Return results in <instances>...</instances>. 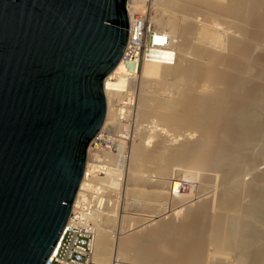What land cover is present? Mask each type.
<instances>
[{
  "label": "bare ground",
  "instance_id": "bare-ground-1",
  "mask_svg": "<svg viewBox=\"0 0 264 264\" xmlns=\"http://www.w3.org/2000/svg\"><path fill=\"white\" fill-rule=\"evenodd\" d=\"M152 2L154 6H157V7L161 6L162 13L160 17L159 18L152 17V20L155 21V23L157 24V28L159 30H162V29L165 30V31L163 30L162 31L165 32L166 35H168L170 39L171 47L174 50L175 55H176L174 63L171 65H163L161 63L148 60V61H143L140 68L139 66L137 68L135 66L129 68L126 66V64L123 61H121L117 65V67L114 69V71L107 76L105 80L106 89H107V99H106L107 114H106L103 127L101 131L99 132V134L97 135L96 139L94 140L96 151L95 153L92 154V157L96 161H100L99 165L104 170H101L99 174L95 175V177L92 180L91 186H89V183H88V187H89V190H95V191L100 190L102 188L118 189L121 184L119 182L120 178L122 175H124L123 170H126V169L128 170V175H127L129 177L128 180L129 179L131 180L133 178L132 179L134 180L133 182L136 181L134 178H136L137 181L140 178V181H142V178L145 177L143 175L144 172L146 173L148 171H151L152 173V170H155L154 173H157L156 176L158 175L159 176L156 179L153 178L155 180H149V178L147 179L150 181V184L148 183L147 185V188H149V190L143 188V185L140 184L141 182H139V185H141V187H137L139 185L135 186L133 183L135 187L134 189L133 188L131 189L133 191L136 190L137 195L135 194V191H134V195H136V197L138 198L140 196L143 197L145 195L144 197L150 198L152 201L154 199L156 203L158 202L156 204L157 206L155 209L153 206H151L153 208H151L152 210H150V214L145 213L144 215L142 214V216H140L139 218L137 217L139 219V222L136 225L135 223H133L134 227H133V224H131L132 227H130L129 229L128 227H126V229L128 230L127 231L125 230L124 232H127L128 234H124V232H122V234H124L125 236L124 235L121 236L120 235L121 233L119 234L121 238L119 236L120 239L118 238L119 241L116 246L117 250L115 254H117L116 256L120 257L121 259L125 257L126 259L135 260V261H146V262H154V263H160V264L161 263L162 264H174L177 262L172 257L173 254L177 253L175 251H180L181 247L184 246V248H186V245H187L186 250L188 251V253H191V254L195 253L194 256L193 257L191 256V259L188 257L187 258L183 257L178 260L177 264H199V262H201L200 253H204L202 242L205 243V241H203L201 238L203 233L206 232V235L208 234L207 243L211 244L210 242H213L215 243V247H218L220 245L218 248L221 249V252H222L221 246H223V249L226 248V251L227 250L231 251L232 248L227 249L226 245L229 244V246H231L233 245V242L234 244L237 243L235 242V239L237 238V236L233 237L234 234L237 235V233H240L238 234L240 236L243 233V235L241 236L245 238L246 236L244 234L249 233V237H250L251 236L250 234L252 232H254L255 234V231L257 230V228L255 227L261 226V225L257 226L256 223L258 222L255 223V220L253 222L254 224H256V226L252 224L253 222L250 221V218L251 219L260 218L256 221L262 220L261 221L262 224L264 222V169H262V171L259 172L258 175L254 179L252 178L251 182H249L248 184L244 183L245 184L244 187L247 184L245 189H241L243 188V181H241L242 174L247 172V168H249L248 166L251 164L249 153L247 154L245 150H248V148H252L250 146L257 143V141H260V140L263 142L262 147L264 148V135L263 137H261L262 135L261 134V131H262L261 130V127H262L261 120L264 117L263 115L264 114V15L263 14H262L263 16H261L256 22L257 27H255V30H254L255 32L252 31V29L250 28L252 33H250L251 35H249L250 37L248 40L249 42L246 40L247 43L249 44L245 42V44L248 45V51H247L248 55L245 56V60L243 62H239L240 65L234 64V63H238V62H234V60L238 59L239 55L235 56L234 53L236 51L234 52V48H233L235 45H237L238 38L240 40L244 38L246 39V33L250 32V31L248 32L246 31L249 26L248 25L246 28V23H250L249 21H251L252 17L256 15V13L264 5V0H152ZM162 6L164 8H162ZM169 8L171 9L173 8V10L174 9L178 10V12H180V18L175 20L169 17V12L168 14L165 13L167 12V9ZM195 9H198L196 11H199V9L200 11L203 10L204 12H206L205 14H207L208 17L211 16V17H214L215 19L217 18L219 20H223L226 25L228 24L229 26L232 25L231 28L234 27L232 28L233 31H235L234 29H236L237 31L236 33L240 32V35L244 34L245 37L240 38V35H239V37L236 38L235 32H233L234 34L232 35L231 34L232 32L230 31L231 33L229 34L230 36L231 35L232 36L231 37L227 36L229 38L228 39L226 38L227 39L226 40L224 39L225 31H223L224 33H221L222 32L221 30H220L221 32H219V29L217 31V29L216 28H215L216 30L213 29L211 25H208V24L203 25L204 23L203 22L202 29L200 30V32L202 33L203 42L199 41V43H194V44L190 43L191 40H188V39L191 36H192L191 38H193V35H195V33H197V31L200 29L197 26H195L196 24L194 23L193 18H191V13ZM228 29L229 28H227V30ZM176 36L181 38L177 42L174 41V38ZM217 44L219 48L216 50L215 46H217ZM239 45H240V42L238 43V46ZM174 46L176 47V49L174 48ZM227 51L234 52L233 55L236 58L234 56L233 57L235 59L231 58L232 53L229 52L231 53L230 54L231 56H230L229 54H227ZM219 53L221 55H219ZM225 54H227V57L230 56L231 60L230 59L227 60L226 56H224ZM238 54H240V52ZM190 55L193 56L192 61L190 60L191 59ZM182 62L183 63L186 62L185 65ZM225 62H227L229 65L228 67L227 65H224L227 67V70L225 71V68L223 69L221 68L222 70H219L218 69L219 65H223ZM230 62L232 64H230ZM223 70L225 72H223ZM228 71H230L231 74ZM115 73H123L124 75H130V79L129 77L125 78L121 76L118 80L113 82L112 79ZM223 73L225 75H223ZM226 73L229 74L228 75L229 77L230 75H233L231 76L232 78L231 77L224 78V76L226 77ZM167 77H170V78L172 77V79L175 81V82L173 81L174 85H180L178 87L180 88L182 87L181 89H184V90H182L183 92H179V96L175 95L177 96L175 97V99L174 98L169 99L170 101L168 100L167 102H165L166 100H163V99L160 100L159 98L161 102L159 101L157 106L154 108V113L158 117L157 119L159 120L157 122L158 123L160 122L159 125H163L165 127L167 126V128L168 127L177 128V131L178 129L179 131H183V130L187 131L191 129V131L195 130V133L196 131L197 132L201 131L200 132L201 135L199 136L200 138L194 140L193 142L190 141L191 139L189 140V142H184V143L180 142L179 146L170 145L171 147H169V144L168 146L166 143L164 144L165 139H162L160 141V144L158 143L159 145L157 144V146L153 150H151V149H148L146 146L150 144L149 139H151L153 135L150 133L145 137V139L143 138L144 140L143 139L141 140V138L144 137L145 135L142 136L143 133L140 134L136 132L137 129L135 128L136 130L134 133V138H132L133 145H131L132 149L130 152V163L127 160V156H125L124 152H122L125 150L124 147L126 146L123 147L122 144H120L119 147L117 146L118 149H116V152H118V154L116 152L115 153L112 152L114 150L107 151L106 149H108V147H112L113 145V144L111 146L108 145L109 143H112L110 136L107 139L101 138L103 137L102 135L103 131L107 129L106 128L107 124L109 123V121L118 122L119 117H126L134 109L132 107V109L130 108L128 110L126 109L123 110V107L120 106L123 102V96H124L122 92L125 89L132 87L135 84V82L137 83V80L140 81L141 86L148 84L151 80H155V82L157 83H158L157 80H159L160 81L159 85H162V84L164 85V82H166L164 81V79L166 80ZM196 81H198L199 83ZM193 82L198 83L199 87L202 88V90L200 89L201 90L200 92H197L198 93L197 95H191L192 93L191 94L188 93V91L193 92L191 88L196 85V83L195 85H193ZM150 84L152 83L150 82ZM220 84H222L221 86L222 88L219 86ZM180 88H178L177 90L181 91ZM111 89L115 92L109 91ZM189 89H191L192 91H190ZM197 90H198V87H197ZM145 99H143L142 97L140 102L138 100V103H139L138 110L140 113H138L137 115L138 116L140 115L139 117H142V119L143 117L145 118L146 116L150 115V113L153 114V108H151L152 102L149 103L150 100L147 101V99L146 100ZM162 101L165 103H163ZM147 119H149V117ZM154 128H156V126ZM152 129H153V126H152ZM173 130L175 131L176 129H173ZM190 134L191 133L189 132V135ZM138 137L140 138V141L137 140L138 142H135L134 139ZM258 145L260 144L258 143ZM244 148L246 149L244 150ZM118 150H120L121 152ZM148 150H151V151H148ZM252 150H254V148ZM102 157H104V159H102ZM261 157H259V159ZM105 158H107L108 161L110 162H112L113 160V163L108 164L104 162ZM126 160L129 163L127 168H126ZM180 165H186L185 167H189L192 169L194 168L206 169L207 172L209 173L206 172V175H205L203 172L202 174L205 175V177L204 176L203 177L207 181L209 179H212V180L214 178L217 179L218 176L214 173L220 172L219 176H221V178L219 177V179L217 180L219 181L218 182L219 186L217 185L218 191H219V193L217 194L218 196H216L217 200H215L216 197H214L215 199L213 200L207 199L208 201H206L207 204H209L208 205L209 208L207 207L208 209L210 208L212 209V206L210 205H213V204H211L210 202L216 201L214 203H217L216 205L219 206V208H217L218 212H221L218 217L216 215L217 220L215 218V221H214L215 226H213L215 228L214 229L212 228L214 230L213 233L211 229L210 230L208 229L210 233H207V231L204 232L203 220H205V216L202 215L201 213H198L200 215L195 214L194 218L192 217L193 221L190 220L192 222L189 223L188 225H187L188 222H185L186 224L185 223L181 224L182 223L181 222L180 223L181 225H178V224L176 225V223H173L170 221L168 222H164L163 220L159 221L162 217L161 216L160 219L157 220L159 224L157 223V226L155 225L156 227L152 226L151 228L147 230H145V227H143V226H146L148 223H152L153 221H155V218L159 217L158 213L161 212L160 208L164 209L166 207L164 205H166L167 202L161 203V201L164 198L163 196L166 195L165 194L166 192L168 195L169 202L170 201L173 202L174 199L176 200L177 198H180V199L186 198L183 194H181L183 191L185 192V194L188 192V193H191L192 195L193 187H191L190 185H187L188 183H185L186 180L182 179V178L185 179L186 176L188 175L184 176L185 171L182 172L183 170L180 172L176 170V167ZM147 166L148 167L150 166L152 170H150V167H149V170L147 171L148 169ZM251 166L252 165H250V169H252ZM255 167L256 165L254 166V168ZM144 169H146V171H144ZM204 169H201V170L204 171ZM134 171L138 174V176H140L139 178H137L138 176L136 174L135 176L137 177L133 176ZM140 171L142 172V174L140 173ZM243 180H246V179H243ZM127 185H129V183ZM164 188L167 190L164 191L163 190ZM206 189L208 190V188ZM242 190L246 191L247 194L249 195H247L246 192H244L245 194L243 193L244 196L243 194H240V192L242 193ZM211 192L208 191L209 194ZM208 193H205L204 195ZM134 195L132 194V196ZM245 195L250 199V200L248 199L249 201L246 200L247 197L245 199ZM80 196H81V191H79L78 197L76 199L77 200L76 203L79 201ZM148 204L150 203L148 202ZM148 204L147 203L145 204L146 207L148 206ZM151 205L153 204L151 203ZM171 205L172 207H170L171 209L169 211H172V213L174 212V210L179 209L177 208L178 205L176 206L174 202ZM173 205H175L176 207L175 206L173 207ZM113 206L115 207V205H112V207ZM181 206L183 205H180L178 207H181ZM220 208L222 209L221 211H219ZM146 209H150V208H146ZM146 209L144 211H146ZM158 209H160V211ZM108 210L110 212L112 211L111 209H108ZM109 211L108 213L106 212L105 214L98 213V215H96L94 218L96 228H97V236L95 239L94 253L92 256L93 264L110 263L112 253L114 252L112 248L113 243L111 244V236L109 234L110 231L107 228L109 226V223L111 222L110 224H112L115 218L113 216L114 214L112 215V213H109ZM153 213H155L156 215H153ZM159 214H162V213H159ZM235 214L236 215L239 214V216L238 217L233 216ZM240 214H242L243 216ZM203 216H204V219H203ZM244 216H245V219L248 217L246 220L248 219L249 220L248 221L243 220ZM111 217H113L114 219ZM130 218L132 217H129V220ZM132 219H135V218H132ZM187 220H189V218H187ZM153 224H150V225H153ZM122 225H123V222H122ZM260 229L262 230V227H260ZM260 229L258 228V231ZM261 230L260 232L264 231V230L262 231ZM258 231L256 232L257 235H258ZM260 234H263V232ZM260 234L258 235V237L261 236ZM204 235L205 234H203V236ZM239 236H238V240L240 241L241 238L239 239ZM251 237L248 238L249 239L248 241L252 239ZM255 238H253V241H256L254 240ZM203 239L205 238L203 237ZM242 241L243 239L240 241L241 244H242ZM244 241L248 242L246 239H244ZM244 241L243 243H246ZM251 243H253L252 240H251ZM241 244L240 245L238 244V246L241 247ZM224 246L226 247L224 248ZM233 246L235 249L237 244ZM246 246L249 247V244H247ZM245 248L246 247L244 245L243 249L242 248L241 249L245 251L247 250ZM260 248H262L261 249L262 251L260 252H262L263 254L261 253L260 256L259 254H257V256H259V258H262L261 256H263L264 258V247H260ZM181 251H180V254L183 253ZM250 251H247V252L250 253ZM254 254H255V251H254ZM184 255L186 256V254ZM179 256L181 257V255ZM243 260L240 259L239 262L242 264L245 261ZM262 264H264V261L262 262Z\"/></svg>",
  "mask_w": 264,
  "mask_h": 264
},
{
  "label": "water",
  "instance_id": "water-1",
  "mask_svg": "<svg viewBox=\"0 0 264 264\" xmlns=\"http://www.w3.org/2000/svg\"><path fill=\"white\" fill-rule=\"evenodd\" d=\"M126 0H0V264H47L70 218Z\"/></svg>",
  "mask_w": 264,
  "mask_h": 264
},
{
  "label": "rangeland",
  "instance_id": "rangeland-1",
  "mask_svg": "<svg viewBox=\"0 0 264 264\" xmlns=\"http://www.w3.org/2000/svg\"><path fill=\"white\" fill-rule=\"evenodd\" d=\"M162 8H164L163 6H162ZM157 9V10H156ZM196 10H198V9H195L192 13H191V18H193V20H194V23L196 24L195 26H197L198 28H200L198 31H197V33H195V35H193V38H189L188 40H191L190 41V43H199V41L200 42H203L202 41V33L200 32V30L202 29V26L203 25H206V24H208V25H211L212 27H213V29H217V31H218V29H219V32H221V33H224L223 31H225V35H226V33H227V35L225 36L224 35V39H228L229 37H231L234 33L233 32H235V37L237 38V37H239V35H240V32H238V33H236L237 31H236V29H234L235 31H233V29L232 28H234V27H232L231 28V26L232 25H230L229 26V24L228 25H226L225 24V22L223 21V20H219V19H215L214 17H208L207 16V14H205L206 12H204L203 10L202 11H200V9H199V11H196ZM162 10H161V6L159 7H157V6H154L153 5V18H159L160 17V15H161V12ZM156 12H158V13H156ZM168 12H169V17H171V18H173V19H175V20H177V19H179L180 18V12H178V10H173V8L171 9V8H169V9H167V12H165L166 14H168ZM259 12V13H258ZM257 13H256V15H254L253 17H252V19H251V21H249L250 23H246V28H247V26H248V28H249V30H248V28H247V32L248 31H250V32H248V33H246V39L244 38V39H242V40H240L239 38H238V43L240 42V45L238 46V43H237V45H235L233 48H234V52L236 51L237 52V54H236V52L234 53V52H232V51H229V52H231V53H229L228 51H227V54H231L232 55V57L231 58H233V59H235L236 57L235 56H238L237 58L238 59H235L234 60V62H238V63H234L233 61V63L234 64H239V62H243L244 60H245V56H247L248 55V45H246L245 44V42L247 43V41L249 40V35H251L250 33H252V31H254L255 30V27H257L256 26V22H257V20L261 17V16H263L264 15V5L260 8V10L258 11ZM263 14V15H262ZM205 16V17H204ZM257 18H256V17ZM178 17V18H177ZM207 18V19H206ZM208 18H210V19H208ZM215 20V21H214ZM218 20V21H217ZM252 20H253V22H252ZM204 22V23H203ZM206 22V23H205ZM153 23L157 26V24L155 23V21L153 20ZM181 23H182V21H181ZM202 23H203V25H202ZM253 24V25H252ZM222 25V26H221ZM228 26V27H227ZM224 28H225V30H224ZM227 28H229L228 30H227ZM245 28V29H246ZM252 29V31H251V29ZM162 29V28H161ZM215 29V30H216ZM163 30V29H162ZM221 30V31H220ZM163 31H165V30H163ZM229 31V32H228ZM232 33H231V32ZM199 32V33H198ZM255 32V31H254ZM229 33H231L232 35L230 36V34ZM236 35H238V36H236ZM242 35H244V34H242ZM242 35H240V38L242 37H245V35L244 36H242ZM227 36H229V37H227ZM248 38V39H247ZM181 38L180 37H175L174 38V41L175 42H177V41H179ZM226 39V40H227ZM245 40V41H244ZM247 40V41H246ZM249 42V41H248ZM242 43H243V45H242ZM247 44H249V43H247ZM216 48V50L219 48L218 47V44H217V46H215ZM245 47H247V48H245ZM174 48L176 49V47L174 46ZM240 48V49H239ZM228 49H230V48H228ZM227 49V50H228ZM238 49H239V51H238ZM244 50V51H243ZM220 51V50H219ZM240 52V54H238ZM247 52V53H246ZM221 53V52H220ZM219 53V55H221ZM233 53L235 54V56L233 55ZM227 54H225L224 56H226V59L228 60V59H230V56H228L227 57ZM191 56V55H190ZM189 56V57H190ZM235 58H234V57ZM241 56V57H240ZM244 56V57H243ZM192 59H193V56H191V61H192ZM231 60V59H230ZM229 60V61H230ZM238 60V61H237ZM240 60V61H239ZM242 60V61H241ZM229 61H228V63H229ZM184 62V61H183ZM182 62V63H183ZM259 62V61H258ZM186 63V62H185ZM185 63H183L184 65H185ZM228 63L227 62H225L223 65H219V67H218V69L219 70H222L223 68H225V71L227 70V67L229 66L228 65ZM260 63V62H259ZM230 64H232L231 62H230ZM224 65H227V67L226 66H224ZM240 65V64H239ZM222 68V69H221ZM224 70H223V72H225ZM221 72V71H220ZM228 72H230V71H228ZM227 72V73H228ZM226 73V77L224 76V78H227V77H229L228 75L229 74H227ZM230 74H231V72H230ZM223 75H225L224 73H223ZM231 76H233V75H230V77ZM229 77V78H230ZM232 78V77H231ZM157 80V79H156ZM158 81V83L157 82H155V80H151L150 82L152 83V84H150V82L148 83V84H146V85H143V86H141L140 85V81L139 80H137V83H136V86H135V91H134V101L132 102V105H133V110H132V112H130V114L129 115H127L126 117H119V120H118V122L116 121H109V123L107 124V126H106V130H104L103 131V133H102V135H103V137H101L102 139L103 138H108L109 136H110V138H111V142L112 143H109L108 145L109 146H111L112 144V150H114L113 152L115 153L116 152V149H118V147L120 146V144H122L123 145V147L124 146H126V147H124V151H122V152H124V155L125 156H127V160L129 161V163H130V152H131V149H132V146L131 145H133V139L132 138H134V133H135V130L137 129V131L136 132H138V133H143L142 134V136H144V137H142L141 138V140L144 138L145 139V137L148 135V134H152L153 135V137L151 138V139H149L150 140V144L148 145V146H146L148 149H151V150H153L156 146H157V144L159 143L160 144V141L162 140V139H165L164 141V144L166 143L167 144V146H168V144H169V147H171L170 145H172V146H179L180 145V142L181 143H184V142H189V140L191 141V142H193L194 140H196V139H198V138H200L199 136L201 135V131H199V132H197L196 131V133H195V130H193V131H191V129H189V130H183V131H179V129H178V131H177V128H172V127H168L167 128V126L165 127V126H163V125H159V123L157 122V121H159L157 118V116L155 115V113H154V108L157 106V104H158V102L160 101V100H166L165 102H167L169 99H175V97H177V96H179V92H183L182 90H184V89H181L180 87H178V86H180V85H174V80L172 79V77L170 78V77H167L166 78V80L164 79V81H166V82H164L163 80V82H164V85H165V87H164V85L162 84V83H160V84H162V85H159V80H157ZM161 81V82H162ZM174 81V82H173ZM196 82H198V81H196ZM195 82V83H196ZM157 83V84H156ZM195 83L193 82V85H195ZM199 83V82H198ZM198 83H196V88H195V86H193L191 89L193 90V92H189L188 91V93H192L191 95H197L198 93L197 92H200L201 90H202V88H200L199 87V84ZM176 84V83H175ZM150 85V86H149ZM157 85V86H156ZM169 87H168V86ZM174 85V86H173ZM146 86V87H145ZM159 86H160V88H159ZM182 86V85H181ZM220 87L222 86V84H220L219 85ZM167 87V88H166ZM180 88L181 89V91L179 90H177L178 88ZM197 87H198V90H197ZM185 88V87H184ZM222 88V87H221ZM160 89V90H159ZM164 89V90H163ZM191 89H189L190 91H192ZM201 89V90H200ZM157 91H159V92H157ZM156 92V93H155ZM156 94V95H155ZM175 95H177V96H175ZM141 96V97H140ZM148 96V97H147ZM142 97H143V99H147V101H149V103H151V108H153V114L152 113H150V115H148V116H146L147 118L149 117V119H147L146 117L144 118L143 117V119H142V117H139L137 114L138 113H140L139 112V103H138V100H139V102H140V100L142 99ZM145 97V98H144ZM162 97V98H161ZM140 98V99H139ZM151 98V99H150ZM159 98H160V100H159ZM145 99V100H146ZM155 102V104H154V102ZM170 101V100H169ZM161 102V101H160ZM163 102V101H162ZM165 102H163V103H165ZM154 105V106H153ZM137 107V108H136ZM136 109V110H135ZM165 110V109H164ZM264 115V114H263ZM156 117V118H155ZM136 118H137V120H136ZM155 118V119H154ZM146 119V120H145ZM264 119V117L262 118V120H261V137H263V135H264V122H262V121H264L263 120ZM155 120V121H154ZM154 122V123H153ZM144 123V124H143ZM262 123H263V125H262ZM120 125V126H119ZM122 125V126H121ZM135 125V126H134ZM141 126V127H140ZM152 126H153V129H152ZM156 126V128H154ZM162 126V127H161ZM139 127V128H138ZM147 127V128H146ZM136 128V129H135ZM163 128V129H162ZM172 128V129H171ZM169 129H171V130H169ZM173 129H176L175 131L173 130ZM125 130V131H124ZM157 130V131H156ZM166 130V131H165ZM170 131V132H169ZM144 132H146V133H144ZM154 132V133H153ZM189 132L191 133L190 135H189ZM193 134V135H192ZM157 135V136H156ZM181 135V136H180ZM185 135V136H184ZM189 135V136H188ZM178 136V137H177ZM184 136V137H183ZM186 136H188V137H186ZM161 139H160V138ZM164 137V138H163ZM183 137V138H182ZM191 137V138H190ZM143 139V140H144ZM156 139V140H155ZM158 139H160V140H158ZM186 141H185V140ZM114 140V141H113ZM119 140H121V141H119ZM135 140V142H138V141H140V138L138 137V138H136V139H134ZM138 140V141H137ZM155 140V141H154ZM158 140V141H157ZM168 140V141H167ZM184 140V141H183ZM126 141V142H125ZM146 141V140H145ZM170 141V142H169ZM120 142V143H119ZM261 142V143H260ZM132 143V144H131ZM155 143V144H154ZM258 143L261 145H258ZM119 144V145H118ZM154 144V145H153ZM158 144V145H159ZM257 145V146H256ZM118 146V147H117ZM263 146V142L260 140V141H257V143H255V144H253V145H251L250 147H252V148H248V150H245L246 148H244V150L246 151V153L248 154L249 153V158L251 159V164L250 165H252L251 166V168L253 169V170H255V171H253L252 169H250V165L248 166L249 168H247V172H245L244 174H242V177H241V181H243V188H241V189H245L246 188V186H247V184L249 183V182H251L252 181V178L254 179L257 175H258V173L259 172H261L262 171V169H264V148L262 147ZM254 148V150H252ZM256 149V150H255ZM258 149H260V150H258ZM151 150H148V151H151ZM243 150V151H244ZM262 150V151H261ZM118 151H120V150H118ZM244 151V152H245ZM121 152V151H120ZM251 152V153H250ZM117 154H118V152H116ZM252 153H253V155H252ZM260 154H261V156H260ZM251 156V157H250ZM253 157V158H252ZM259 157H261L260 159H259ZM256 158V159H255ZM102 159H104V157H102ZM105 160H108L107 158H105ZM112 160V159H111ZM126 160V168L128 167V161ZM257 161V162H256ZM253 162V163H252ZM261 162V163H260ZM111 163H113V160H112V162ZM259 163V164H258ZM254 164V165H253ZM256 165V167L254 168V166ZM259 165V166H258ZM261 165V166H260ZM186 165H180V166H177L176 167V170H178L179 172L180 171H182V172H184L185 174H184V176H186V175H188V176H186V178L184 179V178H182L183 180H186L185 181V183H188L187 185H190L191 187H193V191H192V195H191V193H188V195H187V193L185 194V192L183 191H181L182 193L181 194H183L186 198H177L176 200L174 199V204H176V206L178 205V206H180V205H183V206H181V207H178L177 206V208H179V209H176V210H174V212L172 213V211H169L171 208L170 207H172V201H170L169 202V200H168V195H167V192L164 194L165 196H163L164 198H165V200H164V198H163V200L161 201V203H166V205H164V206H166L164 209H162V208H160L161 209V212H159V213H162V214H159L158 213V215H159V217H157V218H155V221H153L152 223H148L146 226L148 227H146V226H143V227H145V230H147V229H149V228H151L152 226L153 227H156L157 226V223L159 224V222H157V220H159L160 219V217H161V219L159 220V221H164V222H168V221H170V222H173V223H176V225L178 224V225H181V224H183V223H185V222H188L187 223V225L189 224V223H191L193 220V218H194V216H195V214H197V215H200V214H198V213H201L202 215H204L205 216V220H203V223H204V226H203V228H204V232L205 231H207V233H210L209 232V230L211 229V231H212V233H213V229L215 228V227H213V226H215V224H214V221H215V218H216V215H217V217L219 216V214L221 213V212H218V209L217 208H219V206H217L216 204L217 203H214V202H216V201H211L210 203L211 204H213V205H210V206H212V209L210 208V209H208L209 208V204H207V202L206 201H208L207 199H210V200H213V199H215L214 197H216V196H218L217 194L219 193V191H218V182L219 181H217L218 179H219V177L221 178V176H219V174H220V172H215L214 174H216L218 177H217V179H209L208 181L207 180H205V175H206V172H207V170L206 169H204V168H201V169H204V171L203 170H201V169H199V168H194V169H192V168H189V167H185ZM148 167V166H147ZM147 167H146V169H147ZM150 167V166H149ZM149 167H148V169H147V171L149 170ZM180 167V168H179ZM184 167V168H183ZM178 168V169H177ZM146 169H144V171H146ZM180 169V170H179ZM150 170H152L151 169V167H150ZM206 170V171H205ZM124 172H123V174L124 175H122L121 176V178H120V187L118 188V189H113V188H111V189H108V196H109V201H108V206H107V208H104L102 211V214H105L106 212L108 213V209H111L112 211L110 212L109 211V213H112V215L114 216V218L116 219H114L113 217H111V218H113L114 220H113V222H115V223H113L112 222V224H110L109 223V226H108V228L107 229H109V234H110V236H111V244H112V248H113V253H112V256H113V258H112V256H111V259H110V263H108V264H160V263H154V262H146V261H135V260H129V259H126L125 257L124 258H120V257H117L116 255L117 254H115L116 253V246H117V244H118V238H119V236L121 235V236H123L124 234H128L127 232H124L125 230L127 231L130 227H132V225L131 224H133V223H135V225L136 224H138V222H139V217L140 216H142V214L144 215L145 213L146 214H150V210H152L151 208H153L154 207V209L156 208V204L158 203H156V201L153 199V201L150 199V198H147V197H142V196H140L139 198L138 197H136V190H134L135 191V194L136 195H134V191L131 189V188H133L134 189V187L136 186V185H139V182H141L140 184H142L143 185V188H145V189H147V190H149V188H147V185H148V183L150 184V181L149 180H155L158 176H156V174L157 173H154V171L155 170H152V173H151V171H148V172H144L143 173V175L145 176L144 178H142V176H141V178H142V181H140V176H138V174L134 171L133 172V176H135V174L138 176H135V177H137V178H139V180L137 181V179L136 178H134L136 181L135 182H133L134 180H132L133 178L132 177H130V178H132L131 180L129 179L128 180V170L126 169V170H123ZM177 171V172H178ZM187 171V172H186ZM204 172V174H202ZM250 172V173H249ZM252 172V173H251ZM140 173L142 174V172L140 171ZM151 173V174H150ZM198 173V174H197ZM207 173H209V172H207ZM218 173V174H217ZM140 174V175H141ZM183 175V174H182ZM204 176V177H203ZM248 176V177H247ZM253 176V177H252ZM123 177V178H122ZM152 177V178H151ZM149 178V180H147ZM153 178H155V179H153ZM243 179H246V180H243ZM122 180V181H121ZM249 180V181H248ZM248 181V182H247ZM130 182H132V183H130ZM204 182V183H203ZM213 182V183H212ZM129 183V185H127ZM133 183H134V185H133ZM244 183H247L246 184V186L244 187ZM146 187H145V186ZM209 185V186H208ZM218 185V186H217ZM211 186V187H210ZM137 187H141V185H139V186H137ZM128 188H129V190H128ZM200 189V191H199V189ZM206 188H208V190L206 189ZM212 189V190H211ZM116 190V191H115ZM126 190V191H125ZM129 192H128V191ZM164 191L165 190H167V189H163ZM202 190H204V191H202ZM207 190V191H206ZM120 191V192H119ZM208 191H212L210 194L208 193ZM115 192V193H114ZM244 192H246V191H244V190H242V193L240 192V194H243ZM205 193H208V194H206V195H204ZM129 194V195H128ZM132 194L134 195V196H132ZM216 194V195H215ZM245 194V193H244ZM244 194H243V196H244ZM246 194H247V192H246ZM126 195V196H125ZM201 195V196H200ZM205 197H204V196ZM247 195H249V194H247ZM200 196V197H199ZM210 198H209V197ZM142 197V198H141ZM199 197V198H198ZM202 197V198H201ZM246 195H245V199H246ZM145 198V199H144ZM140 199V200H139ZM147 199H148V201H147ZM186 199V200H185ZM188 199V200H187ZM249 198L247 197V199L246 200H248ZM143 200V201H142ZM152 202H151V201ZM180 200V201H179ZM183 200V201H182ZM192 200V201H191ZM202 200V201H201ZM215 200H217V197H216V199ZM250 200V199H249ZM248 200V201H249ZM189 203H188V202ZM117 202V203H116ZM124 202V203H123ZM148 202L150 203V204H148ZM172 202V203H171ZM178 204H177V203ZM203 202V203H202ZM133 203V204H132ZM148 204V206L146 207V205L145 204ZM151 203L153 204V205H151ZM155 204V205H154ZM189 204V205H188ZM206 204H207V206H206ZM112 205H115V207L113 206L112 207ZM134 205H135V207H134ZM142 208H140L139 206ZM217 207H216V206ZM151 206H153V207H151ZM175 205H173V207H174ZM175 206V207H176ZM213 206H214V208H213ZM131 207V208H130ZM208 207V208H207ZM146 208H150V209H146ZM158 208V207H157ZM168 208V209H167ZM146 209V211H144ZM153 209V210H154ZM160 209H158L159 211H160ZM167 209V210H166ZM189 209H190V211H189ZM205 209V210H204ZM114 210V211H113ZM143 210V211H142ZM165 210V211H164ZM180 210V211H179ZM199 210V211H198ZM208 212H207V211ZM222 209L220 208L219 209V211H221ZM139 211V212H138ZM169 211V212H168ZM117 212V213H116ZM149 212V213H148ZM158 212V211H157ZM179 212V213H178ZM190 212V213H189ZM192 212V213H191ZM195 212V213H194ZM126 213V214H125ZM170 213V214H169ZM216 213V214H215ZM171 214H173V215H171ZM188 214V215H187ZM153 215H156L155 213H153ZM157 215V216H158ZM175 215V216H174ZM192 215V216H191ZM206 215H207V217H206ZM209 215V216H208ZM240 215H242V214H240ZM124 216V217H123ZM170 216V217H169ZM204 216H203V219H204ZM222 216V215H221ZM233 216H235V217H238L239 216V214L238 215H233ZM243 216V215H242ZM129 217H132V218H135V219H132V218H130V220H129ZM138 217V218H137ZM181 217V218H180ZM190 217H191V219H190ZM193 217V218H192ZM126 218V219H125ZM187 218H189V220H187ZM214 218V219H213ZM221 218V217H220ZM248 218V217H247ZM246 218V219H247ZM128 219V220H127ZM132 219V220H131ZM165 219V220H164ZM245 219V216H244V218H243V220H246ZM253 219V218H252ZM251 218H250V221H254L255 220V223L256 222H258V223H256L257 224V226L258 225H261L260 227H262V230H264L263 228H264V222H263V224H262V220L259 222V221H256V220H258V219H260V218H257V219H253L252 220ZM184 220V221H183ZM190 220H192V221H190ZM213 222H212V221ZM216 220H217V218H216ZM249 220V219H248ZM248 220H246V221H248ZM137 223H136V222ZM205 221V222H204ZM209 221V222H208ZM249 221V222H250ZM100 222H101V220H100ZM122 222H123V225H122ZM128 222V223H127ZM132 222V223H131ZM182 222V223H181ZM212 222V223H211ZM154 223V224H153ZM181 223V224H180ZM206 223V224H205ZM114 224V225H113ZM129 224V225H128ZM150 224H153V225H150ZM186 224V223H185ZM214 224V225H213ZM252 224H254V222L252 223ZM256 224H254L255 226H256ZM111 225H112V227H111ZM122 225V226H121ZM125 225V226H124ZM156 225V226H155ZM229 225V224H228ZM212 226V227H211ZM123 227V228H122ZM126 227H128V229H126ZM133 227H134V224H133ZM260 227H255V228H257V230L255 231V234H254V232H252L250 235L252 236H250L252 239H250V241H248L249 239L248 238H250L249 237V233L247 234H244L246 237H247V235H248V237L246 238H243V236H241V235H243V233L239 236L238 234H240V233H237V235L236 234H234L233 235V237H235V236H237V238L235 239V242H237V243H235L234 244V242H233V240H232V242H233V245H236L237 244V246L235 247V249H234V246L233 245H231V246H229V244L228 245H226L227 246V249L229 248V249H231L232 248V250L231 251H226V246H224V248L225 249H223V246H221V248H222V252H221V249H219L218 247L220 246H218V247H215V243H213V242H210L211 244H209V243H207L208 242V238H207V236H208V234L206 235V232L205 233H203V234H205L204 236H203V234H202V240L203 241H205V243L204 242H202L203 243V252L204 253H200L201 254V262H199V264H241L240 262H239V260L241 259V260H243L244 261V263H242V264H262V262L264 261L263 259V256H261L262 258H259V256H260V254L262 253V252H260V251H262L261 249L262 248H260V247H264V231H262L261 229H260ZM114 229V231H113V229ZM213 228V229H212ZM258 228L263 232V234H260V233H262V232H260V230L258 231ZM121 229H123V230H120ZM209 229V230H208ZM119 230V231H118ZM144 230V229H143ZM113 231V232H112ZM258 231V235L260 234L261 236L260 237H258V235L256 234V232ZM117 232V233H116ZM122 232H124V234H122ZM143 232H145V231H143ZM260 232V233H259ZM121 233V234H120ZM115 234V235H114ZM120 234V235H119ZM254 235H256V236H254ZM121 236H120V238H121ZM125 236V235H124ZM238 236H239V239L241 238V240L243 239V241H244V239H246L248 242H246V241H244V242H246V243H243V241H242V244H241V240L239 241L238 240ZM203 237L205 238V239H203ZM233 237H232V239H233ZM257 239H256V238ZM119 238V239H120ZM207 238V239H206ZM253 238H255L254 240H256V241H253ZM238 240V241H237ZM251 240H252V242L253 243H251ZM239 242V243H238ZM254 242H256V243H254ZM212 243H213V245H212ZM221 243H222V241H221ZM220 243V244H221ZM231 244V243H230ZM238 244L240 245L241 244V247H239L238 246ZM247 244H249V247L250 246H252V247H248V246H246ZM256 244V245H255ZM244 245H245V249H247V250H245V251H243L242 249H243V247H244ZM209 246V247H208ZM243 246V247H242ZM238 247V248H237ZM248 247V248H247ZM256 247V248H255ZM242 248V249H241ZM259 248H260V250H259ZM187 249V245H186V248H184V246L183 247H181L180 248V251L181 252H183L184 254H186V256L182 253V254H180V251H175V252H177V253H175V252H173V253H175V254H173V259L174 260H176L177 262L176 263H174V264H177L178 263V260L179 259H181V258H190L191 259V256L193 257L194 256V254L195 253H193V254H191V253H188V251L186 250ZM214 249V250H213ZM219 249V250H218ZM239 249V250H238ZM248 249H250V250H248ZM258 249V250H257ZM217 250V251H216ZM186 253H185V252ZM240 251V252H239ZM247 251H250V253L249 252H247ZM254 251H255V254H254ZM258 251V252H257ZM243 252V253H242ZM246 252V253H245ZM260 252V253H259ZM188 253V254H187ZM220 253V254H219ZM228 253V254H227ZM234 253V254H233ZM252 253H253V255H252ZM218 254V255H217ZM222 254V255H221ZM257 254H259V256H257ZM263 254V253H262ZM179 255H181V257L179 256ZM246 257V258H245ZM258 257V258H257ZM243 258V259H242ZM203 259V260H202ZM239 259V260H238ZM255 259H257V260H255ZM262 262H261V261ZM224 261V262H223ZM243 261H241V262H243ZM247 261V262H246ZM259 263H258V262ZM222 262V263H221ZM252 262V263H251ZM103 264H106V263H103ZM162 264V263H161Z\"/></svg>",
  "mask_w": 264,
  "mask_h": 264
},
{
  "label": "built area",
  "instance_id": "built-area-1",
  "mask_svg": "<svg viewBox=\"0 0 264 264\" xmlns=\"http://www.w3.org/2000/svg\"><path fill=\"white\" fill-rule=\"evenodd\" d=\"M126 10L129 18V40L121 61L129 68L133 66L140 68L142 62L148 60L163 65L173 64L176 55L171 47L170 39L165 32L157 28L152 20V0H126ZM121 76L130 79V75L115 73L112 81L118 80ZM135 86L136 82L122 92L124 96L120 106L123 110L132 109ZM109 91L115 92L112 89ZM104 92L107 99L106 82H104ZM95 139L87 149L84 176L76 199L79 191L81 196L77 203L75 199L70 218L47 264H93L92 256L97 236L94 218L98 213L102 214V210L109 204L108 189L102 188L95 191L89 190L88 187V183L91 186L95 175L104 170L99 165L100 161L92 157L96 151ZM112 149L108 147L106 150L112 151ZM104 162L111 163L108 160Z\"/></svg>",
  "mask_w": 264,
  "mask_h": 264
}]
</instances>
